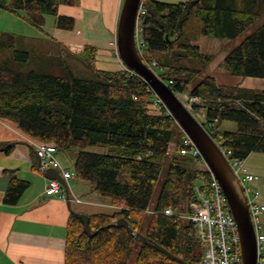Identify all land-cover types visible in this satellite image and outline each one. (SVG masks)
I'll return each mask as SVG.
<instances>
[{
	"label": "trees",
	"instance_id": "obj_1",
	"mask_svg": "<svg viewBox=\"0 0 264 264\" xmlns=\"http://www.w3.org/2000/svg\"><path fill=\"white\" fill-rule=\"evenodd\" d=\"M76 0H0V10L22 17L44 32L49 16L56 28L74 31L76 20L60 14ZM264 16V0H187L178 4L147 0L142 18V58L177 95L199 97L206 109L205 129L231 160L253 153L264 155V90L221 87L207 68L212 56L194 43L193 17L201 21L199 35L235 40ZM19 38L0 31V119L14 124L26 137L56 146L58 154L77 153L74 173L90 184L115 209L113 214L90 215V237L83 221L72 214L68 222L65 264H181L155 249L160 245L187 264L203 256L198 229L190 221L164 211L186 215L196 200V187L208 193L212 180L197 169V162L170 151H180L186 134L148 83L128 69L120 72L96 66L97 49L91 46L76 59L88 66L95 79L78 78L64 59L63 75L25 67L32 54L18 47ZM3 52L12 55L3 61ZM226 69L242 79L264 80V25L245 38L225 58ZM173 84H170V83ZM200 107V106H198ZM225 121L237 131L221 130ZM107 146L109 154L89 152ZM167 175L155 198L162 172ZM14 174V173H12ZM29 183L12 176L4 197L16 205ZM125 219L142 244L126 228L112 226Z\"/></svg>",
	"mask_w": 264,
	"mask_h": 264
},
{
	"label": "crops",
	"instance_id": "obj_2",
	"mask_svg": "<svg viewBox=\"0 0 264 264\" xmlns=\"http://www.w3.org/2000/svg\"><path fill=\"white\" fill-rule=\"evenodd\" d=\"M123 3L124 0H76L74 6L61 7V15L75 18L76 28L74 31L60 30L56 28L55 20L53 28L60 49L66 51L67 56L76 58L91 46L98 51V69L111 72L124 70L125 66L116 56ZM225 58L220 63L212 61L207 68L208 75L214 77L219 86L264 90L252 85L255 78L233 76L223 65ZM24 138L26 136L14 124L0 119V264H65L68 222L72 211L89 216L95 213L81 212L74 203H71V211L67 201L57 196H46V186L52 179L39 169L36 151ZM60 155L58 158L63 166L74 172ZM254 159L256 163H251ZM246 162L249 172L260 178L254 190L259 192V201L264 204V155L253 153ZM13 175L28 182L29 187L16 205H6L4 197ZM68 187L71 196L73 194L82 200L81 194H87L89 201L85 202H94L96 196L90 194V189L83 192L84 186L78 179L70 181ZM75 204L80 206L85 203ZM261 222L264 231V217ZM262 252L261 261L264 264V247Z\"/></svg>",
	"mask_w": 264,
	"mask_h": 264
},
{
	"label": "built area",
	"instance_id": "obj_3",
	"mask_svg": "<svg viewBox=\"0 0 264 264\" xmlns=\"http://www.w3.org/2000/svg\"><path fill=\"white\" fill-rule=\"evenodd\" d=\"M146 2L147 0H141L136 21V43L141 56L144 47L141 25L142 18L146 14ZM117 56L119 58L118 52ZM148 65L153 68L157 66V63L153 62ZM170 84L173 83L171 82ZM180 99L197 121L203 125L206 118V109L204 108L202 100L190 94H183L180 96ZM159 103L163 104L156 96V104ZM24 141L36 150L37 156L40 159L39 169L41 171H46L50 168L56 169L68 184L76 178V174L67 170L59 160L56 146L41 143L29 137L24 138ZM222 152L229 161L246 196L256 233L258 246L257 264H263L261 255L264 247V231L261 219L264 217V204L259 201V192L254 190L260 178L249 172L244 160H231V152L226 150H222ZM170 154L196 161L197 169L208 173L211 177L212 184L210 193L200 186L196 187L197 198L190 203L188 214L177 215L173 209L168 208L164 211V215L168 217L175 216L179 219L190 221L197 227L199 240L204 249L200 264H242L241 237L236 219L228 205L227 198L219 181L207 165L202 153L186 135L182 149L180 151L170 152ZM45 194L48 197L57 196L61 200L67 201L63 187L56 180H50L48 182ZM74 198L75 202H82L78 197Z\"/></svg>",
	"mask_w": 264,
	"mask_h": 264
},
{
	"label": "water",
	"instance_id": "obj_4",
	"mask_svg": "<svg viewBox=\"0 0 264 264\" xmlns=\"http://www.w3.org/2000/svg\"><path fill=\"white\" fill-rule=\"evenodd\" d=\"M140 3L141 0H124L117 31V47L120 59L128 70L139 75L148 83L184 133L200 150L207 165L219 181L227 198L228 205L236 219L241 237L242 264H257L258 246L248 202L229 161L207 130L184 106L178 95L159 78L139 53L136 43V21ZM45 173L50 179L60 182L66 194L68 207L71 209L70 190L60 172L56 169H48ZM72 213L83 221L85 231L90 237H94L98 233L91 232L89 215L74 211ZM112 226L126 228L142 244H149L146 237L141 234H134L130 224L125 219L118 220ZM151 245L171 259L181 264H187L184 260L174 256L162 246Z\"/></svg>",
	"mask_w": 264,
	"mask_h": 264
},
{
	"label": "rangeland",
	"instance_id": "obj_5",
	"mask_svg": "<svg viewBox=\"0 0 264 264\" xmlns=\"http://www.w3.org/2000/svg\"><path fill=\"white\" fill-rule=\"evenodd\" d=\"M161 2L171 3V4H178L181 2H185L187 0H160ZM2 15H5L2 16ZM23 16V14H22ZM55 17L49 16L48 17V25L44 29V32L40 31L37 28H34L29 23H27L23 17L15 16L9 12L0 10V31L4 33H12L18 36L19 44L18 48L20 50L29 51L32 54V58L29 64L26 65V69H34L41 73L53 74L56 76L63 75V65L61 63V59H64L67 64L71 67L74 74L78 78L83 79H95V74L93 71L77 60L74 57H70L66 55V51H62L58 42L56 41V35L54 33L53 25L55 24ZM264 25V16L258 20L247 32L243 35L238 37L235 40H218V39H211L206 38L199 35V28H201L202 24L201 21L193 17L191 20V31L196 33V40L195 44L200 46L202 52L204 54L210 55L213 58V62L220 63L221 59L224 58L237 48L247 36L255 32L261 26ZM10 52H3V61L6 60L8 57H11ZM117 56V51H116ZM118 58V56H117ZM224 67L225 61H223ZM253 84L256 88L264 89V80L263 79H253ZM187 94H190L189 92ZM221 130H230V131H237V124L235 122L225 121L219 125ZM175 148H173L172 151ZM89 152L92 153H99V154H109L110 148L107 146H95L90 147L87 149ZM61 160L66 164V166L70 169H74L75 162L77 160V153L72 151L67 154L60 155ZM247 163V162H245ZM251 163H256L255 159ZM167 166L164 168L160 180L158 182L156 188L155 198L157 197L159 190L161 188L162 182L165 180L167 175ZM248 168V164H247ZM78 182L84 186L83 192H87L90 189V184L85 181ZM86 187V188H85ZM89 192V191H88ZM87 195V194H86ZM81 194L83 197L82 202L85 204H80V206H76L75 198L72 194L71 203L75 205V207H80L81 212H88V213H105V214H113L115 209L112 208L110 205L106 204L109 203L108 201L104 200V198L100 196H96L93 200V203H88L85 201H89V198ZM86 198V199H85ZM201 251H204L203 247ZM138 255V250L135 251L131 261L129 264H135Z\"/></svg>",
	"mask_w": 264,
	"mask_h": 264
}]
</instances>
